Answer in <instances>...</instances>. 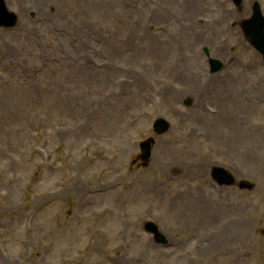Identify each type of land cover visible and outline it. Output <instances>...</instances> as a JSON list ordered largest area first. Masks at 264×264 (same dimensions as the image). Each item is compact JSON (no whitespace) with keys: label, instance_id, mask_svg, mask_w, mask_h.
<instances>
[{"label":"rangeland","instance_id":"obj_1","mask_svg":"<svg viewBox=\"0 0 264 264\" xmlns=\"http://www.w3.org/2000/svg\"><path fill=\"white\" fill-rule=\"evenodd\" d=\"M5 1L0 264H264V0Z\"/></svg>","mask_w":264,"mask_h":264},{"label":"water","instance_id":"obj_2","mask_svg":"<svg viewBox=\"0 0 264 264\" xmlns=\"http://www.w3.org/2000/svg\"><path fill=\"white\" fill-rule=\"evenodd\" d=\"M252 21H255L253 26H254V29H253V39L255 42H259V40H262L264 41V35H263V23L261 21V17L259 15V13L256 14V16L251 20V21H248L246 23V25H249V23H251ZM16 22V18L13 14L9 13L6 6H5V3L3 0H0V25L3 24V25H6V26H11L13 24H15ZM264 49V47H261Z\"/></svg>","mask_w":264,"mask_h":264},{"label":"bare ground","instance_id":"obj_3","mask_svg":"<svg viewBox=\"0 0 264 264\" xmlns=\"http://www.w3.org/2000/svg\"><path fill=\"white\" fill-rule=\"evenodd\" d=\"M134 182H135V181H134ZM78 187L80 188V185H79V184H76V185H75V188H78Z\"/></svg>","mask_w":264,"mask_h":264}]
</instances>
